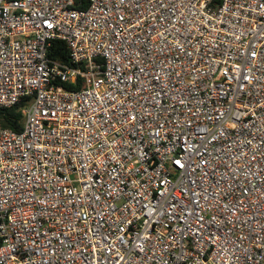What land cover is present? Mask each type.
Returning a JSON list of instances; mask_svg holds the SVG:
<instances>
[{"label":"built area","instance_id":"2783aa9c","mask_svg":"<svg viewBox=\"0 0 264 264\" xmlns=\"http://www.w3.org/2000/svg\"><path fill=\"white\" fill-rule=\"evenodd\" d=\"M0 264H264V0H0Z\"/></svg>","mask_w":264,"mask_h":264},{"label":"trees","instance_id":"16d2710c","mask_svg":"<svg viewBox=\"0 0 264 264\" xmlns=\"http://www.w3.org/2000/svg\"><path fill=\"white\" fill-rule=\"evenodd\" d=\"M48 56L53 60H58L67 65H71L70 52L68 50L66 43L62 41L56 40L52 43V46L50 47L48 52ZM66 88L77 90L79 89V85L77 86L68 85ZM20 107L21 106L19 105L13 109H9L6 111V121L3 123V127L10 128L14 131L21 130L19 124L20 120H22V115L19 112Z\"/></svg>","mask_w":264,"mask_h":264}]
</instances>
